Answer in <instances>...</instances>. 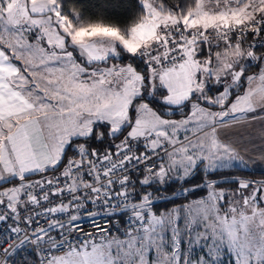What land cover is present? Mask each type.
<instances>
[{"label":"snow or ice","instance_id":"6c2138e0","mask_svg":"<svg viewBox=\"0 0 264 264\" xmlns=\"http://www.w3.org/2000/svg\"><path fill=\"white\" fill-rule=\"evenodd\" d=\"M138 2L142 11L126 29L103 18L85 24L82 9L69 4L65 11V0L31 11L32 18L47 20L49 30L55 29L63 39L62 50L48 44L40 26L27 24L20 30L24 33L21 38L29 44L39 40L46 52L62 51L71 57L86 69L85 77L93 71V64L102 68L118 64L116 70L123 72L115 91L121 95L124 85L133 79L129 72L139 80L133 82L123 103L113 106L120 116L103 114L89 121L91 131L85 129L66 140H58L55 133L42 137L27 126L10 135L16 125L9 120L6 127V122L0 121V138H4L0 144V264H82L77 254L89 241L96 242L95 230L93 236L83 235L88 225L100 220L103 227L107 220L109 235L115 231L123 236L111 222L125 226L129 210L142 208L141 201H151V208L159 214L182 205L189 196L195 203L218 191L219 208L224 211L236 200L242 204L249 200L264 208V171L259 168L239 173V180L217 183L219 177L234 174L222 169L237 166L238 158L249 159L243 155L249 148L257 150L253 156L264 157V18L257 14L256 31L233 32L226 43L214 46L223 43L227 49L236 41L250 42L248 51L232 62L222 77L212 71L213 48L200 42L194 60H208L210 71L207 76L197 72L195 83L202 84V89L182 97L178 95L181 80L162 79L164 70L178 68L185 59L177 47L182 43L178 36L168 41L167 53L158 45L147 52H130L125 46L146 14L143 0ZM112 6L118 7V0ZM61 20L72 24L80 38L73 40L65 34ZM107 46L111 51L105 54ZM240 46L243 50L242 43ZM120 49L126 55L122 56ZM0 51L11 55L3 45ZM89 51L104 58L90 60ZM129 58L132 62H126ZM11 66L23 72L17 61L12 60ZM180 183L187 190L179 193L183 199L152 200L153 194L174 193ZM121 205L128 207L111 210ZM199 211H192L193 222ZM143 215L147 217L148 212ZM186 218L180 215L173 223L184 226ZM192 229L199 231L200 224L194 222ZM190 255L211 260L203 247L192 248ZM228 259L231 261V254Z\"/></svg>","mask_w":264,"mask_h":264},{"label":"rangeland","instance_id":"374dc122","mask_svg":"<svg viewBox=\"0 0 264 264\" xmlns=\"http://www.w3.org/2000/svg\"><path fill=\"white\" fill-rule=\"evenodd\" d=\"M53 3L54 0H3V6H0V29H3L0 31V45L11 54L7 55L10 63V59L23 63L25 70L32 76L31 81L51 80V83H58L57 74H67V80L75 85L73 88L63 86L57 89L64 92L65 97H57L53 105H47L52 114L51 120L56 128L54 131L58 140H66L71 135L82 134L85 129L91 131L89 121L103 114L111 113L114 118L120 116L121 112L113 111V106L119 107L123 103L131 94L133 82L138 81L139 77L129 72L128 75H132L133 79L124 85L121 95L115 89L122 80L123 69L117 71L120 66L116 65L114 68H101L99 74L92 71L88 76L92 82L89 86L80 88L74 81L76 75L79 77L80 74L79 64L72 61L71 57L65 56L62 51L46 52L39 40L29 44L26 39H22L24 33L20 30L24 25H37L48 38L50 46L59 50L64 48L63 39L56 34L55 29L49 30L47 20L34 19L29 15L31 11L39 10L44 5L52 6ZM143 3L146 8L145 17L142 23L136 26L134 37L128 42V47H134L137 51H144L154 44L161 37L159 28L173 21L171 16L160 12L153 0H143ZM60 27L70 37L72 32L76 31L67 20H61ZM129 48L128 51L134 52V49ZM107 51H111L110 46L106 47L105 54ZM92 52L94 51H89L88 55ZM99 55L100 57L96 58H104ZM202 62L204 63V60ZM175 69L169 72L164 70L162 79L164 75H170V79L174 77ZM31 71L33 72L30 73ZM227 71L226 65L217 75L222 77ZM93 76L96 79L93 80ZM23 80L25 78H21V82ZM26 81L29 80L24 82ZM194 89L200 90V84L182 81L178 95L187 96ZM79 100L80 104H75ZM39 115L42 118L46 114L40 110ZM81 120H84V123H80ZM3 140L4 138H0V144ZM239 179L241 178H230L228 181ZM181 184H178L174 193L163 198H160L159 194H153L152 200L163 203L173 198L183 199L179 193L187 190L180 187ZM209 188L211 189V186ZM220 196V192L214 191L209 197L195 203L192 202L193 198L188 197L182 205L170 206L159 214L151 208V201H141L143 207H138L134 215L147 221L144 230L123 236L111 235L99 242L89 243L88 247L77 255L82 264H232V261L235 264H264V208L257 207L249 200H245L243 204L236 200L224 211L219 208ZM195 209L200 210L194 221L200 224L199 231L192 229V211ZM145 211L148 212L147 217L143 215ZM180 215L187 218L184 226L177 227L173 221L178 220ZM173 229L175 231H172ZM166 232L169 233L167 238ZM167 246L171 247V251ZM194 247H203L211 260L203 255L199 260L193 258L190 253ZM229 254L231 261L228 259Z\"/></svg>","mask_w":264,"mask_h":264},{"label":"crops","instance_id":"0c3cea01","mask_svg":"<svg viewBox=\"0 0 264 264\" xmlns=\"http://www.w3.org/2000/svg\"><path fill=\"white\" fill-rule=\"evenodd\" d=\"M257 14L264 18V0H196L195 9L186 16L179 17L165 14L171 16L173 21H169L171 22L170 24L159 28V30L162 32L164 28L176 24L183 26L186 30L192 31L214 29L220 25L222 18H227V21L230 23L246 22L257 18ZM71 36L74 40L80 38L76 31L72 32ZM128 42L129 41L125 42L127 48H129ZM200 42H205L212 47L214 57L217 56L215 58V67L212 70L217 78L220 77L217 74L220 73L223 67L227 65V69L231 68L232 62L248 51L249 44L247 40L242 42L236 41L233 45H229L227 49L224 48L223 43L220 44L219 48L214 47L219 41H196L188 45H183L184 63L174 70V77L183 82L189 81V83L192 84L195 83V74L197 72H202L207 76L210 71L209 61L204 60L203 63V60L199 62L194 60L196 52L201 48ZM241 43L243 45V50L240 46ZM131 49H134V52L137 51L134 47ZM96 57H100V55L95 51L88 55V58L93 61L102 59ZM19 64L23 66V72L12 67L7 56L0 51V121L6 122V127L8 126L7 121L9 120L16 125L15 128H12L9 133L10 135H14L18 128H23L25 126L30 128L35 134L45 138L52 133L56 134V131H54L56 128L51 120L52 114L47 105H53L57 97H65V93L62 91L59 92L57 89L63 86L73 88L75 85L67 80V74H57L58 83H51V80L31 81V79L29 80L27 77L31 78L32 76L25 70L23 63ZM78 67L80 74H78L79 77H77V75L75 77L76 79L74 81L76 85L80 88L89 86L92 80L88 76L85 77L83 75L86 69L82 68L80 65H78ZM101 68L99 64L92 65L93 71H96L97 74H99ZM32 72L33 71L30 73ZM51 73H53V71ZM21 78H25V80L27 79L29 81L24 82L25 80H23L21 82ZM92 79L94 80L96 77L93 76ZM164 79H170V75H164ZM65 81L68 82L66 83ZM200 87L202 89L203 85L200 84ZM14 100L18 101V103H13ZM75 104H80V100L75 102ZM242 107L243 103L238 105V110ZM40 110L44 111L46 114L42 118L39 115ZM255 151L257 150L249 148L248 151L243 153V155L248 156L249 159L238 158L239 163L237 166H228L226 168L248 167L247 169L250 170L259 168L261 171H264V157L253 156V152Z\"/></svg>","mask_w":264,"mask_h":264},{"label":"built area","instance_id":"2783aa9c","mask_svg":"<svg viewBox=\"0 0 264 264\" xmlns=\"http://www.w3.org/2000/svg\"><path fill=\"white\" fill-rule=\"evenodd\" d=\"M259 26L258 19L255 18L251 21H246V22H236V23H230L227 21V18H222L220 21V25L214 29H203V30H186L183 28L181 25H174L171 27H166L162 30L161 32V37L158 38L154 44H152L150 47L146 48L144 51H152L154 50V46L158 45L159 48L164 49V52L167 53L169 44L168 41L173 37V36H178L179 39L182 41L181 44L177 45V47H180L182 50L183 54V45H188L192 42L196 41H223L227 42L231 34L233 32H237L239 34H243L244 32L247 31H256V28ZM246 40V39H245ZM243 40V41H245ZM248 41V40H247ZM249 42V41H248ZM175 43V41H173ZM250 43V42H249ZM184 56V54H183ZM184 60L182 63L179 65L181 66L183 64ZM173 68H177L175 66L165 70L169 71L172 70ZM99 199V197H98ZM130 203V202H129ZM128 207L127 205H121V208H113L111 209L112 211L119 212L123 210L124 208ZM138 207H136L135 210H137ZM134 210V211H135ZM133 210H129L128 215L125 217L126 221L128 223L125 224V226L120 227L119 224L113 220L111 224H115L117 227L120 228V233L123 235H128L131 233L135 232H140L144 230L147 226V223H145V219L143 218H138L134 215ZM101 221L96 220L93 221L90 225H88V230L86 233H83L85 236H93V231L95 230V237H96V242H99L111 235H120L117 232L113 231L111 235L107 232V227L110 226L109 222L107 220L103 221V227L100 226ZM79 227V226H77ZM76 230V229H73ZM92 243L91 241L88 242Z\"/></svg>","mask_w":264,"mask_h":264},{"label":"trees","instance_id":"16d2710c","mask_svg":"<svg viewBox=\"0 0 264 264\" xmlns=\"http://www.w3.org/2000/svg\"><path fill=\"white\" fill-rule=\"evenodd\" d=\"M153 1L161 13L171 14L179 17L188 15L195 9L196 6V0H164L163 3H161L160 0ZM114 3H117V0H65V11H67L69 4H74L78 8L82 9L81 15L84 18L85 24L90 20L103 18L105 22L114 23L122 29H126L128 26H130L137 19L138 13L142 11L138 0H118V7H113L112 5ZM179 5H182L183 7L178 8ZM120 51L122 56L126 55L123 53L122 49H120ZM10 61L12 60L10 59ZM126 62H132L131 58H129ZM137 63H139V59H137ZM222 171L234 174L223 175L219 177L217 179L218 184H227L228 182H231L228 181L230 178H241L239 173L251 172L253 170L234 167L225 168L222 169ZM180 187L184 188L185 186L181 184ZM170 194L172 193L162 192L159 194V197L163 198V196H168ZM189 198L192 197L189 196Z\"/></svg>","mask_w":264,"mask_h":264}]
</instances>
